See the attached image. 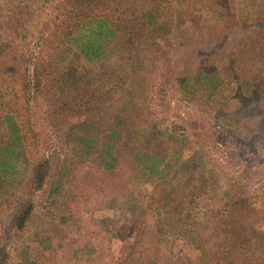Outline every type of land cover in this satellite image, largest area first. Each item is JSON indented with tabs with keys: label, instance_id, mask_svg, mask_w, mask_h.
Returning a JSON list of instances; mask_svg holds the SVG:
<instances>
[{
	"label": "rangeland",
	"instance_id": "obj_1",
	"mask_svg": "<svg viewBox=\"0 0 264 264\" xmlns=\"http://www.w3.org/2000/svg\"><path fill=\"white\" fill-rule=\"evenodd\" d=\"M88 1L0 0V144L10 127L6 113L17 119L23 135L19 173H0L5 263L117 264L140 230L156 225L153 205L179 174L181 159L191 156L207 161L217 180L215 191L233 188L246 196L245 205L251 204L245 209L248 220L236 215L241 220L234 227L252 235L264 232V122L253 126L239 99L240 90L246 95L254 85L264 86V55L249 44L262 31L252 19H264V0L256 8L252 0L233 3L248 22L228 9L230 0H192L179 12L176 0L100 2L91 13L115 17L111 7L122 4L156 21L155 35L140 45L117 50L109 45L117 63L108 61L99 70L83 68V59L61 42L63 30L76 31ZM164 14H172L174 22L160 29ZM7 67L17 73H7ZM84 71L91 81L84 88L93 89L88 94L96 101L84 98ZM110 129L124 142L116 172L106 165L114 152L103 147L117 141ZM147 140L144 150H161L167 165L163 179L131 161V146ZM39 161L48 164L46 180L31 194L32 213L18 230L14 214L30 193L26 179ZM167 242L175 258H207V252H190L178 238Z\"/></svg>",
	"mask_w": 264,
	"mask_h": 264
},
{
	"label": "trees",
	"instance_id": "obj_2",
	"mask_svg": "<svg viewBox=\"0 0 264 264\" xmlns=\"http://www.w3.org/2000/svg\"><path fill=\"white\" fill-rule=\"evenodd\" d=\"M190 1L192 0H176L179 6L178 12L184 2ZM230 1L231 4H226L224 1L221 3L228 5V9L231 6L230 11L234 14L233 9L236 11V4L233 3L236 0ZM100 2L104 3L105 0H89L83 6L88 12L81 14L79 23L75 24L76 31H62V44L74 49L72 51L83 59V68L99 70L108 61L117 63L115 48L109 47L111 44L115 45L116 50L121 47L127 48L131 43L140 45L144 38L155 35V31L151 28L154 24L153 21H156L153 16L130 13L132 8L127 10V7L122 4L111 7L118 14L115 17L91 13L90 11L99 9ZM257 2L258 0L249 1L253 8L257 7ZM177 15V20L180 21V13ZM235 16L239 17L241 22L246 18L240 14V11H236ZM172 18V14H164L160 29L169 28V25L174 22ZM246 21L248 22L249 19L246 18ZM252 22V26L260 27L262 31L261 33L259 31L260 36L255 35L258 30L254 31L255 39L252 36L253 41H249V44H255L258 47L256 52L264 55V47L261 46V41H264V19L256 17L252 19ZM160 34L164 33L160 31ZM45 36L49 39L48 35ZM2 43L3 36L0 34V46ZM106 48H109V54H107ZM110 54H112L111 57H109ZM2 68L4 67L0 65V71ZM16 70L7 67L6 72L13 75L17 73ZM68 72H71V69H68ZM261 73L264 74V70ZM28 76L31 75L28 73ZM84 76V85L81 83L83 88L91 83L89 79H86L89 76L86 71H84ZM49 77L47 75L45 79H49ZM252 88L251 91L246 92V95L240 90L239 99L240 105L248 114L247 118L252 120L255 123L253 126H257L258 129L260 124L264 122V104L260 105L264 98V86L262 89H258L256 85ZM84 90V98L97 100L88 94L93 89L88 87ZM106 90L110 89L106 88ZM2 92L0 87V100L4 96ZM4 120L7 122V126L10 124V127L0 144V173L16 175L20 171L19 163L22 157L17 151V148L22 146V129L12 113H6ZM110 130L112 132L110 134L116 136L115 140L117 141L113 145L106 143L103 147L110 148L114 152L113 160L107 162L106 165H108V170L116 172L119 169V163H116L118 160L117 153L123 149L124 142L120 134L114 129ZM258 131H254L255 138ZM148 141H145L140 147L131 146L133 152L131 161L134 166H144L152 175L163 179L167 165L161 157L160 149L152 148L155 154H151L149 150H144ZM248 141L252 142L253 140L249 139ZM198 153L196 155H200ZM207 164L205 159L198 162L196 156L181 159L177 165L178 168L175 170L179 174L172 176V179L168 181V191L165 195L163 194L160 203L153 205L157 207L156 225L142 228L137 240L129 248V253L124 257H117V264H264V242L260 243L264 239V232L258 231L252 235L244 227L240 228L241 230L234 227L241 220L236 215L242 216L244 214V221L245 212H247L245 209L251 204L245 205L246 196L238 194L233 188L223 189V192L215 191L217 180L211 170L207 169ZM47 167L46 161H39L32 167L26 179V187L30 188V193L21 202L13 218L14 227L18 230L24 227L32 213L33 203L30 196L43 187ZM216 192L218 193L215 194ZM215 199L219 200L217 207L211 206ZM203 200H206L208 204L199 206ZM246 220L248 217L245 222ZM143 236L147 238L145 243ZM175 238L180 239L190 252L199 250L207 252L206 260L194 261L191 258H175L174 246L167 242V240L175 241ZM6 256L4 250L0 248V264H6ZM97 257L95 256V258Z\"/></svg>",
	"mask_w": 264,
	"mask_h": 264
}]
</instances>
